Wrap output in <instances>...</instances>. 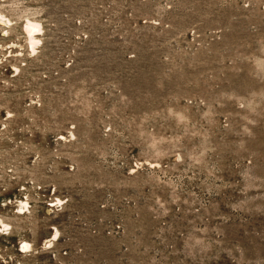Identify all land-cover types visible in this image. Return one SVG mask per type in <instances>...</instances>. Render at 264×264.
Segmentation results:
<instances>
[{
  "label": "rangeland",
  "instance_id": "obj_1",
  "mask_svg": "<svg viewBox=\"0 0 264 264\" xmlns=\"http://www.w3.org/2000/svg\"><path fill=\"white\" fill-rule=\"evenodd\" d=\"M0 14V264H264V0Z\"/></svg>",
  "mask_w": 264,
  "mask_h": 264
},
{
  "label": "bare ground",
  "instance_id": "obj_2",
  "mask_svg": "<svg viewBox=\"0 0 264 264\" xmlns=\"http://www.w3.org/2000/svg\"><path fill=\"white\" fill-rule=\"evenodd\" d=\"M7 20V19H6ZM5 20V18L3 17V15L0 14V21L1 22H4V23H7ZM8 24V23H7ZM10 24V23H9ZM24 24V23H23ZM41 31V27L38 23L36 22H31V21H28L26 24H25V27H24V33L27 37V40L29 42V45L31 47V51L34 53L36 50V46L38 45L39 43V39L37 38V33ZM27 42V41H26ZM28 44V43H27ZM10 115V114H8ZM21 205L17 207V212H16V215L17 216H25V214L27 213V210L25 211V207H27L28 203H24V202H21L20 203ZM9 225H6L2 222H0V229H5V231L7 230H11V227L9 229L8 228ZM58 235V231L55 230V233L52 235V238H56V236ZM51 242H49L48 244H50ZM20 250L22 252H25V251H31L32 250V244L29 243V242H26V241H22L21 242V245H20Z\"/></svg>",
  "mask_w": 264,
  "mask_h": 264
}]
</instances>
